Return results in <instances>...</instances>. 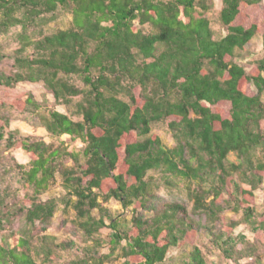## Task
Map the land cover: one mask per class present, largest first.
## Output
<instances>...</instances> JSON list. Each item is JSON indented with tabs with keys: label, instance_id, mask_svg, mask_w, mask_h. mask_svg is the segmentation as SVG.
Returning <instances> with one entry per match:
<instances>
[{
	"label": "trees",
	"instance_id": "1",
	"mask_svg": "<svg viewBox=\"0 0 264 264\" xmlns=\"http://www.w3.org/2000/svg\"><path fill=\"white\" fill-rule=\"evenodd\" d=\"M262 1L222 0L226 33L217 38L204 16L208 0H0V36L19 30L11 68H0V264L51 258L49 245L32 248L28 234L4 232L19 214L47 230L59 203L43 195L57 174L65 207L77 212L82 236L92 241L53 243L68 255L76 251L62 264H208V244L237 264L245 256L262 264L264 212L257 214L253 190L264 183V54L250 70L243 63L257 35L264 46ZM39 82L67 113L13 93ZM12 113L31 114L60 145L9 131ZM160 124L173 147L154 132ZM15 147L26 151L28 165L10 154L6 160ZM231 153L238 165L228 161ZM7 168L33 190L14 208L19 191ZM239 170L253 190L233 176ZM181 181L186 200L157 203L161 184L172 192ZM225 193L254 241L235 233L237 222L221 223ZM110 201L129 215L102 205ZM104 246L110 253H101ZM173 251L178 256L168 262Z\"/></svg>",
	"mask_w": 264,
	"mask_h": 264
},
{
	"label": "rangeland",
	"instance_id": "2",
	"mask_svg": "<svg viewBox=\"0 0 264 264\" xmlns=\"http://www.w3.org/2000/svg\"><path fill=\"white\" fill-rule=\"evenodd\" d=\"M208 4L211 6L210 10L205 12L204 16L210 20L212 30L214 31V34L217 38L221 37L226 33L225 29L222 27V24L219 21V11L222 6V0H208ZM261 7L264 9V0L261 3ZM199 16V13L197 14ZM65 23H61V26H63ZM57 27V24H53L50 26V31L55 29ZM17 31L14 30L9 32L8 34L0 36V42L2 43V53L6 56L3 61H0V68H11V64L13 63L12 60L9 59V55H11L17 48H19V43L17 42ZM246 52L244 55L247 59L243 60V63L245 66L250 70L253 66L252 62L259 59L264 54V46H263V38L261 35H257L250 44L246 47ZM250 91L252 93H255L257 89L255 87H250ZM14 95L21 94V93H30L33 94L35 99L39 103H43L47 105L48 108H57V110L61 112H68L67 109L63 106H56L54 97L51 94V92L45 87V85L41 82L39 83H21L16 86V89H14ZM11 94V98L14 96ZM263 100H264V94H263ZM9 101L11 99L9 98ZM9 131H15L18 132V134L22 137L28 136L31 137L34 141H45L47 143H53L55 146H59L61 143L60 140H55L54 138L50 137L47 131L41 127L37 122H35L32 119V115L25 113V114H18V113H12L11 114V124L9 127ZM154 132L160 135L165 145L168 147H173L175 145V142L167 130V127L164 124L157 125L154 128ZM66 139V136H63L62 140L64 141ZM8 154L12 155L15 160L17 161V164L19 165H28L30 162V157L27 155L26 151L23 148H17L10 150L9 152L4 153V157L7 160ZM264 154V153H263ZM228 161L230 163L239 164L240 159L238 157L237 153H231L229 155ZM66 166L70 167L74 165V162L71 159L66 160L65 162ZM7 170L10 172L9 179L12 180V183L17 188L18 193V200L13 203V201L10 203L13 207L15 204H20L21 201L25 199V197L31 193H33L32 189H26L20 182L19 173L17 170ZM234 177L237 178L238 182L245 190H253L250 184L247 183L244 176L242 175L241 171L233 172L232 173ZM157 178H159L158 173L154 174ZM178 182V181H176ZM184 183L181 181L179 188H175L172 192L171 190L166 187L165 184H161L157 191V203H164V202H172V201H181V199L186 200V195L182 193L184 190ZM253 193L255 195V204L254 207L257 210V214H262L264 212V183L261 184L257 189L253 190ZM67 196V192L63 187V180L62 177L57 174L55 177V181L51 184L49 190L43 195V199H49V198H55L58 201V209L55 213L54 217L52 218V221L47 228V230L43 229L41 225L37 226H30L25 220L24 215H18L12 221H10L8 224H6L5 228V234L10 232L15 233H23L28 234L30 239V246L32 248L40 249V245H49L52 248L53 254L50 259L44 260L45 256L41 254L40 256H35L36 259H38L39 263L42 264H62V261H67L69 258L75 254L76 251L69 252V255L67 253H63L62 251L58 249L53 248V243H61L68 240H75L79 243V245L86 246V245H92V241L87 242L85 241L84 237L82 236V233L80 232L77 223V212L71 208L70 204L69 207H65V203L63 201V198ZM223 199H228L230 202L229 204L224 203V214L222 215L224 220L221 222L222 224L228 223L229 221H235L238 223V226L235 228V233H244L248 236V238L251 241H254V236L251 234V230L249 225L245 223V220L243 218V211L237 210L239 207L235 203L234 200L230 199V194L225 193L223 194ZM63 201V202H62ZM102 205L107 207L111 212H119L124 213L126 215H129V211H125L118 201H110V202H102ZM236 207V208H235ZM14 208V207H13ZM95 216H99V218L102 217V214H99L98 210L95 212ZM106 225H109V221L106 220ZM18 233V234H19ZM101 236L103 239L107 240L111 229L109 226H105L100 230ZM242 245L237 246V250H241ZM102 254L110 253V249L108 246H104L101 249ZM205 255L208 260V264H237V262L233 260H227L222 256V254L219 253L218 250L212 247L211 244L205 245L204 248ZM100 253V254H101ZM260 256L262 264H264V248H260ZM177 257L176 251H173L168 256V262L169 259H171L172 262H174L173 257ZM240 264H261L258 263L254 257H247L241 258L239 260ZM120 263V261H114L112 259L111 262H107V264H117Z\"/></svg>",
	"mask_w": 264,
	"mask_h": 264
}]
</instances>
